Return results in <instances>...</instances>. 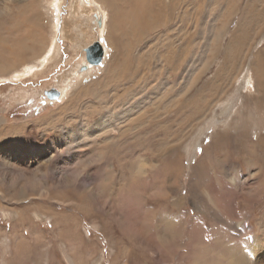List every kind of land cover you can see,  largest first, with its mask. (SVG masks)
<instances>
[{
    "label": "rangeland",
    "instance_id": "rangeland-1",
    "mask_svg": "<svg viewBox=\"0 0 264 264\" xmlns=\"http://www.w3.org/2000/svg\"><path fill=\"white\" fill-rule=\"evenodd\" d=\"M83 1L0 0V264H264V0H148L112 43Z\"/></svg>",
    "mask_w": 264,
    "mask_h": 264
},
{
    "label": "bare ground",
    "instance_id": "bare-ground-1",
    "mask_svg": "<svg viewBox=\"0 0 264 264\" xmlns=\"http://www.w3.org/2000/svg\"><path fill=\"white\" fill-rule=\"evenodd\" d=\"M140 1H143L144 3H145V5L143 4V2H142V4H140L139 2ZM84 0L83 2H81L82 4L84 3L85 4V2H89L91 5H89L90 6V8H89V11L90 10H97V14H95V16H96V21L98 22V24L97 25H99L98 27V31L100 32H102L103 33V35L102 36H105L104 38H106V37H109V40H111V43L112 42H114V40H116L117 38H116V32L118 31V30H120L121 28H120V26H121V23H123L124 24V28H125V33L127 32L128 33V30L129 31H131V30H135L136 28H142L141 27V25H143V27L145 26V24L147 25V23L145 22V15L144 16H142L141 14V16H139V14H137V13H148L149 12V10H150V6L151 5H153V4H151V5H149V1L148 0ZM157 1H159V0H157ZM179 1V0H178ZM186 1V0H185ZM224 1V0H223ZM23 2V1H22ZM151 2V1H150ZM80 3V4H81ZM140 4V7H136V5L137 4ZM172 3V2H171ZM56 4V3H55ZM155 4V3H154ZM158 4V3H157ZM162 4V3H161ZM177 4V3H176ZM57 5V4H56ZM222 5V4H221ZM82 6V5H81ZM80 6V7H81ZM159 6V5H158ZM157 6V7H158ZM154 7V6H153ZM179 8H181V7H179ZM184 8V7H183ZM182 8V9H183ZM84 9V8H83ZM170 9H171V7H170ZM151 10H152V8H151ZM150 10V11H151ZM155 10V9H154ZM176 10H178V9H176ZM180 10V9H179ZM196 9H194V11H195ZM198 10V9H197ZM153 11V10H152ZM172 11V10H171ZM54 12V11H53ZM154 12V11H153ZM156 12V11H155ZM154 12V13H155ZM185 12V11H184ZM183 12V13H184ZM191 12V11H190ZM202 12V11H201ZM95 13V12H94ZM160 13V12H159ZM178 13V12H177ZM156 14V13H155ZM154 14V15H155ZM164 14V13H163ZM185 14H186V12H185ZM184 14V15H185ZM190 14V13H189ZM55 15V14H54ZM147 15H149V13L147 14ZM183 15V14H182ZM259 15V14H258ZM158 16V15H157ZM157 16H156V18H157ZM187 16V15H186ZM203 16V15H202ZM215 16V15H214ZM170 17V16H169ZM257 17V16H256ZM153 18H154V16H153ZM188 18V17H187ZM90 19V18H89ZM257 19V18H256ZM263 19V18H262ZM199 20V19H198ZM148 21H150V20H148ZM183 21V20H182ZM188 21H189V19H188ZM213 21V20H212ZM88 22V21H87ZM90 22V21H89ZM97 22H95V23H97ZM151 22H152V19H151ZM243 22V21H242ZM166 23H167V21H166ZM186 23H187V21H186ZM247 23H248V21H247ZM259 23V22H258ZM148 24H150L151 25V23L149 22ZM191 24V23H190ZM207 24V23H206ZM211 24V23H210ZM213 24V23H212ZM17 25V24H16ZM159 25H161L160 23H159ZM166 25V24H165ZM257 25V24H256ZM261 25V24H260ZM89 26V25H88ZM154 26V25H153ZM194 26V25H193ZM213 26V25H212ZM211 26V27H212ZM89 27H91V26H89ZM152 27V26H151ZM184 27V26H183ZM197 27V26H196ZM230 27V26H229ZM232 27V26H231ZM245 27V26H244ZM257 27V26H256ZM128 28V29H127ZM153 28V27H152ZM249 28V27H248ZM145 29V28H144ZM147 29V28H146ZM150 29V28H149ZM227 29V28H226ZM241 29V28H240ZM184 30V29H183ZM196 30V29H195ZM229 30V29H228ZM250 30V29H249ZM116 31V32H115ZM233 31V30H232ZM100 32V33H101ZM119 32V31H118ZM142 32V31H141ZM179 32H180V30H179ZM183 32V31H182ZM188 32H190V30L188 31ZM242 32V31H241ZM253 32H255V31H253ZM89 33H91V32H89ZM121 33V32H120ZM119 33V34H120ZM126 33V34H127ZM145 33V32H144ZM184 33V32H183ZM186 33V32H185ZM233 33V32H232ZM237 33V32H236ZM249 33H250V31H249ZM13 34V33H12ZM109 34H110V36H109ZM119 34H117V35H119ZM128 34H130V32L128 33ZM139 34V33H138ZM181 34V33H180ZM196 34V33H195ZM226 34V33H225ZM263 34V33H262ZM87 35V34H86ZM193 35V34H192ZM119 36H121V34L119 35ZM131 36V35H130ZM133 36V35H132ZM225 36V35H224ZM241 36H244V35H241ZM246 36V35H245ZM124 37V36H123ZM138 37V36H137ZM199 38H200V36H198ZM202 37V36H201ZM12 38V37H11ZM126 38V37H125ZM177 38V37H176ZM257 38V37H256ZM133 39H134V37H133ZM179 39V38H178ZM200 39H202V38H200ZM208 39V38H207ZM18 40V39H17ZM100 40V39H99ZM113 40V41H112ZM184 40V39H183ZM203 40V39H202ZM229 40V39H228ZM11 41H14V39H12ZM107 40H105V42H106ZM121 41V40H120ZM163 41V40H162ZM194 41V40H193ZM192 41V42H193ZM245 41V40H244ZM25 42L26 41H24V42H19L17 45H14V50H13V54L14 55H18V54H23V53H25L26 51H28L31 47H27L26 45H25ZM109 42V41H108ZM116 42V41H115ZM183 42V41H182ZM181 42V43H182ZM195 42H196V40H195ZM219 42V41H218ZM241 42V41H240ZM127 43V42H126ZM134 43V42H133ZM173 43V42H172ZM191 43V42H190ZM205 43V42H204ZM244 43V42H243ZM120 44V43H119ZM169 44H170V42H169ZM84 45V44H83ZM115 45V44H114ZM123 45V44H122ZM132 45V44H131ZM181 45V44H180ZM197 45V44H196ZM226 45V44H225ZM231 45V44H230ZM92 45H90L89 47H91ZM171 46H172V44H171ZM176 46V45H175ZM215 46V45H214ZM232 46V45H231ZM234 46V45H233ZM103 47V53L105 52V47L104 46H102ZM131 47V46H130ZM164 47V46H163ZM216 47V46H215ZM0 48H1V46H0ZM10 48H13V46L11 47L10 46ZM66 48V47H65ZM93 48V47H92ZM129 48V47H128ZM132 48V47H131ZM183 48V47H182ZM228 48V47H227ZM180 49V48H179ZM201 49V48H200ZM235 49V48H234ZM2 51H0V73H3L5 70H6V67H10V65L9 64H12V62L13 61H15V60H13L12 62H10L9 60H7V61H2L3 59V49H1ZM50 50V49H49ZM53 50V49H52ZM237 50V49H236ZM247 50V49H246ZM180 51V50H179ZM235 51V50H234ZM127 52V51H126ZM164 52V51H163ZM177 52V51H176ZM218 52V51H217ZM248 52H249V50H248ZM167 53V52H166ZM174 53V52H173ZM178 53V52H177ZM183 53V52H182ZM229 53H231V52H229ZM236 53H238V52H236ZM54 54V53H53ZM89 54H90V56L92 55V53L91 52H89ZM168 54V53H167ZM187 54H189V53H187ZM233 54V53H232ZM6 55V54H5ZM119 55V54H118ZM183 55V54H182ZM6 56H8V55H6ZM102 56H103V54H102ZM125 56V55H124ZM10 57H12V55H10ZM167 57H169V56H167ZM182 57V56H181ZM231 57V56H230ZM13 58H14V56H13ZM57 58V57H56ZM229 58V57H228ZM10 59H12V58H10ZM84 59V58H83ZM168 59V58H167ZM223 59H226V58H223ZM6 60V59H5ZM46 60V57H43L42 58V61L44 62ZM102 60V59H101ZM124 60V59H123ZM170 60V59H169ZM172 60V59H171ZM170 60V61H171ZM192 60H194V59H192ZM227 60V59H226ZM243 60V59H242ZM25 61V60H24ZM42 61H41V63H42ZM83 61V60H82ZM169 61V62H170ZM229 61V60H228ZM173 62L174 61H172L171 63L173 64ZM225 62V61H224ZM222 63V64H225V63ZM227 62V61H226ZM232 62V61H231ZM247 62V61H246ZM88 63V62H87ZM113 63V62H112ZM111 63V64H112ZM126 63V62H125ZM168 63V62H167ZM14 64V63H13ZM17 64V63H16ZM89 64V63H88ZM88 64H86V66L85 67H87V65ZM117 64H118V62H117ZM117 64L115 63V66H117ZM124 64V63H123ZM177 64V63H176ZM187 64V63H186ZM246 64V63H245ZM90 65V64H89ZM114 65V64H113ZM112 65V66H113ZM192 65V64H191ZM13 66V65H12ZM109 66H111V65H109ZM180 66V65H179ZM223 66V65H222ZM264 66V65H263ZM27 67V66H26ZM118 67V66H117ZM148 67H149V65H148ZM236 68V67H235ZM28 69L29 68H27V70L26 71H28ZM165 69V68H164ZM220 69V68H219ZM240 69V68H239ZM253 69V68H252ZM172 70V69H171ZM175 70V69H174ZM242 71V70H241ZM253 71V70H252ZM150 72V71H149ZM233 72V71H232ZM110 73V72H109ZM126 73V72H125ZM145 73H146V71H145ZM164 73V72H163ZM129 74H131V73H129ZM254 75H255V78H256V76H262V74L264 75V68L262 69V70H256L255 71V73H253ZM253 75V76H254ZM112 76H114V75H112ZM228 76V75H227ZM121 77V76H120ZM251 79H252V77L251 76H249ZM257 77V78H258ZM108 79V78H107ZM116 79V78H115ZM250 80V79H249ZM248 80V81H249ZM255 80V79H254ZM263 80V79H262ZM247 81V82H248ZM115 82V81H114ZM251 82V81H250ZM253 82V81H252ZM256 82V81H255ZM260 82V81H259ZM264 83V82H263ZM219 86V85H218ZM260 86V85H259ZM122 87V86H121ZM257 87V86H256ZM244 88V87H243ZM260 89V88H259ZM234 90V89H233ZM257 90V89H256ZM264 94V93H263ZM103 96V95H102ZM101 97V96H100ZM100 97L98 98V99H100ZM105 98V97H104ZM251 98V97H250ZM261 98V97H260ZM259 98V99H260ZM264 100V99H263ZM253 104V103H252ZM102 107V106H101ZM98 108V107H97ZM215 117V116H214ZM212 119V118H211ZM198 122V121H197ZM196 123V122H195ZM247 128V127H246ZM15 129H17V128H13V127H11V128H7V131H9V132H12V131H14ZM249 131V130H248ZM216 133V132H215ZM204 134V133H203ZM211 145H212V143H211ZM109 146V145H108ZM113 147V146H112ZM101 154V153H100ZM243 154V153H242ZM247 157V156H246ZM202 165V164H201ZM208 165V164H207ZM124 176V175H123ZM127 176V175H126ZM138 178V177H137ZM133 179V178H132ZM135 181V180H134ZM136 182H137V180H136ZM135 182V183H136ZM126 185V184H125ZM137 189V188H136ZM133 195V194H132ZM161 195V194H160ZM166 196V195H165ZM127 197V196H126ZM130 201V200H129ZM121 210V209H120ZM134 212V211H133ZM121 217V216H120ZM124 217V216H123ZM129 218H130V215H129ZM132 218H134V217H132ZM125 219V218H124ZM138 219V218H137ZM140 220V219H139ZM126 221V220H125ZM131 221V220H130ZM134 221V220H133ZM137 222H138V220H137ZM129 223H131V222H129ZM134 223V222H133ZM138 223H140V222H138ZM136 224V223H135ZM138 225V224H137ZM136 225V226H137ZM148 225V224H147ZM154 226V225H153ZM167 227V226H166ZM169 227V226H168ZM188 228V227H187ZM132 229H134V228H132ZM132 229H129V230H132ZM136 229V228H135ZM136 231H138V230H135V234H137L136 233ZM132 232V231H131ZM148 232V231H147ZM133 233V232H132ZM138 234H140L139 232H138ZM157 234V233H156ZM135 236V235H134ZM140 237H142V235L140 236ZM143 238V237H142ZM167 238V237H166ZM158 239V238H157ZM149 242V241H148ZM188 245V244H187ZM197 246V245H196ZM237 246L238 245H234V246H232V247H228L227 249H224V250H226V253H224L221 257H215V259H214V261L211 263V264H262V263H260L259 261V259L258 258H254L253 256H252V252H250V253H244L243 252V250L242 249H240V248H237ZM187 248H188V246H187ZM198 249V248H197ZM223 250V251H224ZM197 251V250H196ZM217 251V250H216ZM198 252V251H197ZM176 253V252H175ZM218 253V252H217ZM201 254V253H200ZM219 254V253H218ZM198 256H199V253H198ZM196 257H197V255H196ZM205 260V259H204ZM206 262H208V261H206ZM202 263H203V260H202ZM207 264V263H206ZM210 264V263H209Z\"/></svg>",
    "mask_w": 264,
    "mask_h": 264
},
{
    "label": "water",
    "instance_id": "water-1",
    "mask_svg": "<svg viewBox=\"0 0 264 264\" xmlns=\"http://www.w3.org/2000/svg\"><path fill=\"white\" fill-rule=\"evenodd\" d=\"M85 52L87 54L86 59L91 64L98 65L101 62L102 54H103V47L98 42L93 43L91 47H89L88 49L85 50ZM89 52L92 53L91 56H90ZM46 94L49 97L56 99L60 93H58L57 91H54V90H49V91H46Z\"/></svg>",
    "mask_w": 264,
    "mask_h": 264
}]
</instances>
